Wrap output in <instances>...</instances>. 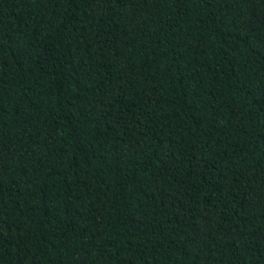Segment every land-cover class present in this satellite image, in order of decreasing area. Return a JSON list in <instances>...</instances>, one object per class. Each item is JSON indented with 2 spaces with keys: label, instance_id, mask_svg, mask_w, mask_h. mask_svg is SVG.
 <instances>
[{
  "label": "trees",
  "instance_id": "16d2710c",
  "mask_svg": "<svg viewBox=\"0 0 264 264\" xmlns=\"http://www.w3.org/2000/svg\"><path fill=\"white\" fill-rule=\"evenodd\" d=\"M0 264H264V0H0Z\"/></svg>",
  "mask_w": 264,
  "mask_h": 264
}]
</instances>
